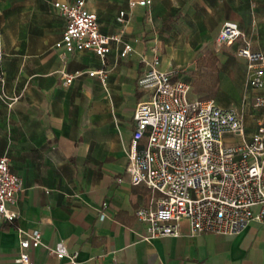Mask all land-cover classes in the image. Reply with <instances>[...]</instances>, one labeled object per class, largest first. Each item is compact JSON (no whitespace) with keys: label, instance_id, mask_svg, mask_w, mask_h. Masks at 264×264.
Instances as JSON below:
<instances>
[{"label":"crops","instance_id":"obj_1","mask_svg":"<svg viewBox=\"0 0 264 264\" xmlns=\"http://www.w3.org/2000/svg\"><path fill=\"white\" fill-rule=\"evenodd\" d=\"M54 1L0 0V88L18 97L9 105L0 96V156H10L23 186L11 204L17 218L0 222V264H18L20 239L34 229L42 232V244L31 249L35 264H72L49 250L59 242L78 253V264H264V217L234 235H191L182 221L181 235L145 238L148 224L136 210L153 194L133 185L126 170L134 111L148 97L138 79L156 49L163 70L178 68L175 78L192 84L193 98H208L194 81L199 59L206 58L201 71L209 73L210 55L218 59L211 98L219 104L234 100L224 96L226 78L252 100L264 93L248 83L252 69L237 55L242 40L216 43L223 24L233 21L251 48L264 52V0H153L134 7L131 0H86L101 31L121 38L105 57L91 50L63 56L55 48L66 19ZM125 43L133 49L122 56ZM100 70L105 83L89 74ZM67 74H75L70 84ZM258 117L256 110L243 119L248 135Z\"/></svg>","mask_w":264,"mask_h":264},{"label":"built area","instance_id":"obj_2","mask_svg":"<svg viewBox=\"0 0 264 264\" xmlns=\"http://www.w3.org/2000/svg\"><path fill=\"white\" fill-rule=\"evenodd\" d=\"M153 0H131L130 6H148ZM53 7L66 19V27L55 48L65 56L83 50L105 57L120 36L106 35L100 29L96 12L86 0L73 3L54 1ZM121 11L119 20L125 21ZM242 40L237 55L246 59L252 72L248 83L264 89V52L251 48L238 23L226 21L216 39L219 46ZM133 49L125 43L126 56ZM138 86L148 92L134 111L135 129L128 151L126 170L133 185L144 184L153 196L136 210L137 218L148 224L145 238L178 236L182 221L190 234L240 233L253 220L264 217V93L255 94L252 107L259 112L256 129L247 134L243 117L233 107L222 106L213 98L191 97L192 84L176 79L179 69L161 68L158 49ZM106 82L104 70L91 71ZM75 74H67L70 84ZM0 83H3L0 77ZM0 96L9 105L18 99L0 88ZM240 137V141L232 139ZM22 180L11 168L8 154L0 156V222L14 221L11 208L22 190ZM105 217V213L101 214ZM42 244V232L34 229L20 239L18 264H35L31 249ZM59 260L66 257L78 264L77 252H69L64 242L50 246Z\"/></svg>","mask_w":264,"mask_h":264},{"label":"rangeland","instance_id":"obj_3","mask_svg":"<svg viewBox=\"0 0 264 264\" xmlns=\"http://www.w3.org/2000/svg\"><path fill=\"white\" fill-rule=\"evenodd\" d=\"M224 82L229 83L224 85L223 87L225 94L224 96L226 98H232L234 100L220 104L237 109L240 115L243 117V119H245L246 116L253 115L256 112V110L252 107V95H250L249 92L246 90L243 92L240 91L241 90L240 85L232 84V81L228 80L227 78L224 79ZM237 94H241V95H237ZM240 140H241L240 137H236L232 139V141H240Z\"/></svg>","mask_w":264,"mask_h":264},{"label":"trees","instance_id":"obj_4","mask_svg":"<svg viewBox=\"0 0 264 264\" xmlns=\"http://www.w3.org/2000/svg\"><path fill=\"white\" fill-rule=\"evenodd\" d=\"M208 61H210V71L207 75L205 73H202L201 67L202 64L206 61L205 59H199L198 61V70L196 71V79L194 81L195 84V91H207L208 92V98L213 97L214 93H216V88L219 83V68L217 66V58L213 55H210L208 58ZM204 77H207L205 79Z\"/></svg>","mask_w":264,"mask_h":264}]
</instances>
